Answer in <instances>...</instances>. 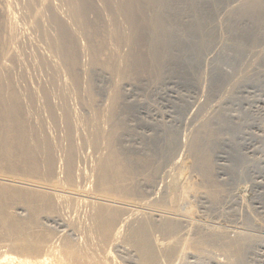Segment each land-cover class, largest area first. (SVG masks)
<instances>
[{
    "label": "bare ground",
    "instance_id": "1",
    "mask_svg": "<svg viewBox=\"0 0 264 264\" xmlns=\"http://www.w3.org/2000/svg\"><path fill=\"white\" fill-rule=\"evenodd\" d=\"M50 1L51 0H27L24 8L26 7L25 9H27L28 12L25 11L24 13L27 12V14H30L31 16L29 17L26 14L28 19L31 17L32 22H30L39 27L42 24V17H44V21L48 18L45 19L46 15L43 16V14L46 13L44 12H50V17L48 19H50L55 27V29H53L55 33L53 34L51 32L52 34L50 35L52 37L49 36L51 38L47 35L49 51H51L50 54L54 55L53 58L58 60V63L56 61V66L58 65L57 68H59V66L62 68L57 69L54 63L52 64L54 65V69H56L54 72L59 73L57 70H63L67 80L72 84V88L74 86L73 90L76 93L77 91L79 93L77 89L82 87V75L87 77V80L85 78L87 84L82 87L85 94V96H83L85 98L80 101L84 114L83 116L78 115L66 108L64 104L66 99H63L64 95H62L63 98L61 97L63 99L61 104L65 101L63 103L65 106L61 105L63 107L61 108L59 103L58 107H56V103L52 101L54 104L53 106L50 103L52 99H49L51 96L48 95L49 91H41L40 95L43 98L42 105H45L51 120L53 119L54 122L60 120L63 124L64 137L61 136V139L65 141V144H62L63 147L60 145L56 147L54 145L55 143L51 142L48 138L47 132H45L46 130L42 125L38 124V122L35 123V120L31 118V114L29 113L30 110H28L29 106L38 99L37 96L42 88L38 90L39 93H37V91L28 93L24 91L25 93H22L19 92L20 90L18 91L16 85L13 83L14 81L12 79L14 76H11L15 72L13 71V67L19 62V55L21 54L18 52L19 37L16 25L17 15L13 16L12 14V0H0V248H6L8 252L15 255V257L8 259L6 264H114L115 262L117 263V261H115L117 258L115 259L114 254L119 248H123V246H127L132 250V255L127 261L128 264H173L175 260H178V262L181 261L180 263H182L188 259L187 253L192 254V252H194L193 254L195 255V253L200 251V246L202 247V244L206 246L208 244H205L206 242L204 243V241L202 243V239H197L200 237L199 233L197 238L194 237V234H197L194 233L196 230L192 232L193 240H189L191 239L189 237L192 235H188V239H185V237L182 238L183 235H179L181 227L187 226L182 225L184 221H182V218H180L177 213L187 216L191 210L190 205H188L190 203H187L184 205L183 209H180L177 202L181 200L184 195L185 199L186 196L188 199V195H190L188 193L192 191L187 189L186 193V190H182L183 188H181L182 186L180 185L181 181L184 179L180 181V179L176 180L171 177L173 180L161 186L162 189L160 190L163 195L160 202L162 208L159 207L158 202L160 198H153V195L156 194L153 189H155L157 176L159 175L158 165L154 164L148 152L147 154L144 153L146 155L130 156V154H125L120 146L123 143L122 141H124L123 139H125L123 133L125 131L124 125L126 124V119H128L126 117L129 114L131 115L130 111L128 113L129 107L131 106L128 107L124 101L126 92H129L133 87L143 86L146 83H153L152 86H154L164 82L165 77L168 76H165L167 72H165V70L166 68L168 69L166 62L169 59L170 53L168 49L171 48L168 46L171 32L174 29L178 30L180 27H197L199 30H195L200 33V37V35L204 33H201V28L205 23H208V19L205 17V14H203L205 11L202 12L204 6H202V10L197 6L199 5V0H183L185 2L182 3L183 5L175 4V0H99L102 6L99 9L94 5L93 0H66L65 3L60 2L65 4V6L66 3L68 5L66 10L69 11L66 12L70 13L67 14V17L65 16L66 21L68 20V15H70L72 19L69 21L74 23V25L76 24L81 32V34L78 31L77 33L85 37L86 42L84 43L88 45V51H86L87 53H83V50L81 51L80 48H85V50L87 48L84 44L81 47L79 46V38L77 39L78 34L75 33V30H71L75 28V26L69 28V25L73 26V24H67L68 26L65 25V19L63 18L64 21L61 20V13L59 15L58 11L53 9L54 5ZM263 1L264 0H245V2L243 1V8L241 6L236 9H241L240 12L244 13L242 15L247 14L249 18H260V15L264 13V7L262 8L261 5ZM203 3L205 4L204 1ZM97 5L100 6L99 4ZM233 10V13L238 11ZM185 11L188 12V22L183 20L186 13ZM88 13H93L95 19H89V16H87ZM237 14L238 12L235 13L236 17ZM49 22L46 24H49ZM32 24L30 25L32 26ZM43 24L45 23L43 22ZM48 26L46 25L45 28ZM28 30L29 29H27V31ZM206 31L207 30H205V32ZM43 32L45 31L43 30ZM46 33L50 32L46 31L44 34ZM176 33L173 31V34ZM44 37L46 38V35ZM200 40L202 41V39ZM46 43L45 45L47 46ZM80 52L87 55L89 53L90 62L88 66H84L86 68H83V64L81 65ZM47 59L49 58L47 57ZM52 62H54L53 59ZM45 63L43 64L44 66ZM94 71L105 73L107 75L106 77H110V79L106 78L110 82H108L109 86H107V92H105L106 90L103 91L105 92L104 94H106V102L103 101L106 104L104 105L103 103L99 104V100H102H98L97 98V91L99 93V89L102 91V88L99 87L98 89L95 87L97 84L94 85L92 77L95 73ZM16 75L17 74H15V77H17ZM58 75L60 76V74ZM18 76H20L19 73ZM20 78L22 79V77ZM57 78H59L58 80L61 79L60 77H56V79ZM247 80L248 79H246V81ZM69 82L66 83L69 84ZM66 83L64 84L67 85ZM57 86H60V83ZM148 87L150 88V86ZM48 88L50 89V86ZM96 89L98 90L96 91ZM82 90H80V92ZM34 92H36L37 96ZM39 104L41 103L39 102ZM39 104L36 102V105L43 107ZM102 105L104 107L100 108ZM45 107H43V109ZM55 108H59L61 111V113L57 114L58 116L55 113ZM35 109L37 108L33 110ZM149 115L150 114H148V116ZM124 118H126L125 122ZM45 121L47 122V120ZM161 127L162 125H160L159 129ZM168 127H170V125H168ZM162 128H164V126ZM206 134H208L207 139L211 138L209 135H213L205 123L189 133L185 142L186 149L184 148L186 154L182 161L180 160L181 162L177 164L179 167L176 166L178 168L181 167L188 173L189 171L195 172L197 175V186L195 187H197L198 190L201 188L202 191H205L206 195L208 194L209 197L212 196L210 198H213L216 197L217 187H215L216 184L213 181L214 176L212 177V153L210 155V151H208V153L204 151L206 139H204V141L203 136ZM153 135L155 134L153 133ZM160 136L161 133L159 137ZM77 138H79L80 141L82 138V143L84 141L85 145L87 144L90 146L92 151L94 149V152L96 151L98 154L97 156L95 153L97 157L95 156V163H93L94 165L91 168L92 175L90 176H92L91 181L93 182L91 183L92 187H90V190L84 188L82 185L83 182H80V179L88 182L89 178L87 177L88 179L86 181V177L83 176L85 174L80 175V167L78 166L79 168H77L76 166L78 150L74 140ZM57 149L60 153L62 152V156H58L60 158L62 157L60 160L61 163L58 161L60 166H58L57 162L58 157L55 156V153L58 152ZM147 149L149 150V148ZM176 166H174L175 169H178ZM169 172H167V174ZM180 177L178 176V178ZM185 183L187 184V182ZM187 185L190 186L189 184ZM87 186L88 184L86 187ZM179 186L180 191L177 189ZM159 195L161 196V193ZM140 196L144 197L143 199L146 200L142 203L140 201H143V199L132 200ZM183 204L182 202V205ZM60 208L70 209L76 212L77 210L83 209L84 212L82 213H84V215L82 216L83 218H81L83 222L77 221V223L73 222V220H65L62 214L63 209L61 210ZM59 209L62 212H60L62 217L60 213H58ZM75 215L77 216L76 213ZM76 216L74 218H76ZM195 225L196 223H194L193 226ZM200 225L201 224H199V226ZM213 230L212 233L214 232ZM225 231H227V229ZM243 233L244 232L233 233V235H229L228 238L224 235L226 244L224 243L225 245L223 246L228 245V247L232 246V248L237 245L239 246L243 241L245 242V237L246 239L248 238L246 235L248 232H245V234ZM215 234L213 233V235ZM202 235L206 237L204 232ZM202 235L201 237H203ZM209 235L211 236L210 233ZM214 238V241L218 239L216 237ZM207 242L209 241L207 240ZM220 242H222V240ZM205 247H202L203 250ZM223 248L225 249V247ZM228 249L231 250V248ZM205 251L206 250H204V252ZM232 251H235V249H232ZM237 252L239 251L237 250ZM200 253L198 254L200 255ZM228 254L229 253H227V255ZM126 256L125 260H127ZM0 258H2V256ZM3 259L5 260L6 257ZM3 261L0 260V264H4ZM121 261L124 262L123 259Z\"/></svg>",
    "mask_w": 264,
    "mask_h": 264
},
{
    "label": "rangeland",
    "instance_id": "2",
    "mask_svg": "<svg viewBox=\"0 0 264 264\" xmlns=\"http://www.w3.org/2000/svg\"><path fill=\"white\" fill-rule=\"evenodd\" d=\"M16 1L12 0L11 11L13 10L12 11L13 16L17 15L16 16L17 18L16 17L15 18L17 25V34L19 37L18 52H20L21 54L19 53L20 54L19 62L13 67L14 68L13 71L15 72L11 75L14 76L12 80L14 81L13 83L16 85L18 91L20 90L19 92L22 93L24 91L27 93L32 91H37V93H39L38 90L42 88L38 96L36 92H34L38 99L35 100L32 105L29 106L28 109L30 110L29 113L31 114V118L35 120V123L38 122V124L42 125V127L46 130L45 132H47V136L50 139V141L55 143L54 145L56 147L59 145L63 147L62 144L63 143L65 144V141H63L64 139L63 140L61 139L62 137H64L63 124L60 120H57L56 122H54L53 119L51 120L50 115H48L49 113H47L48 111L45 105L44 106L42 105L43 98L40 95L41 91L42 92L49 91L48 95L52 96V98L51 96L49 97L50 100L52 99L50 103L53 106H54L53 103H56L57 106L56 105L55 106L58 107L60 103L59 106L61 108H63L62 106L66 105V108H68L69 110L73 111L78 115L83 116L84 110L82 108V104H80L81 103L80 101H82L85 98L84 97L85 94L82 90V87H84V85L87 84L86 81L87 77L85 75H82L81 77L82 87L80 89H77L79 90V93L78 91L76 93L73 90L74 86L72 88V84L69 82V80H67V77L65 76L63 70L62 71L57 70V72L59 73L54 72L56 71V69H54V65L52 64L55 63L56 66V61L58 63V60L54 59L53 58L54 55L50 54L51 51H49L50 49L48 44L49 43L48 37L51 36L50 34L55 33V30H53L55 29V27L51 23L50 19H48L50 17V12L49 11L44 12L46 13L43 14V16L46 15L45 19L47 17L48 18L47 20L44 21V17H42V22H41L42 24L38 27L31 23L32 22L31 17L30 19H28V17L31 15L27 14L28 11L27 9H25L26 7L24 8V6H26L27 0H16ZM65 1L66 0H61V1L51 0L50 2L53 3L54 5L53 9L58 11L59 15L61 13L60 15L61 20L64 21L65 19L64 22L65 25L73 24V26L69 25V28L70 27L73 28L75 26V28L71 30H75L76 32L75 31L74 32L78 34L77 31L78 32L80 31L76 26V24L74 25V23L69 21L72 19L70 15H68V20L66 21L67 14H69L70 12L68 13L66 12L69 11L66 10L67 9L66 7L68 6L67 3L66 6L65 4H62L65 3ZM203 1L205 2V4L203 3ZM243 1L245 2V0H199V5L201 7L199 5L197 6L201 8V10H202V6H204L202 12L205 11L203 14H205V17L208 19L207 20L208 23H205V25H203V27L201 28L202 31L200 30L201 33L204 32L205 34L202 33V35H200L199 37L200 33L196 31L198 29L197 27H180L181 29L178 28V30L176 29L177 31L174 29L173 31L177 33L173 34L172 31L168 40V46L171 47L170 49H168L170 51V53L168 51L170 60L168 59V61L166 62V64L168 65L167 66L168 69L166 68L165 70V72L167 71L165 76L166 75L168 76H166L167 78L165 77L164 82H162L161 84L154 85L155 87L152 86L153 83L150 84L146 83L143 86L133 87L129 92H126V98L124 101L128 107L131 106L129 107V110L127 109L128 113L130 111L131 115L129 114L130 116L128 115L126 117L129 120L124 118V122L126 119L127 125L124 123L125 131L123 135L125 139H123L124 137L122 138L124 141H122L123 143L120 146L121 149H123V152L125 154L127 155L130 154V156L146 155L148 152V155H151L154 164L158 165L159 175L157 176L155 189H153L155 191L154 193L156 194H154L153 195L154 197L153 196L152 197L154 199L160 198L158 202L159 204L158 206L161 208L162 206L160 200H162L161 197L163 195L160 190L162 189L161 186H163L164 183L166 185V183H169L168 181H171L174 178L176 180L180 179V181L184 179L183 181H181V185H180L182 186L181 188H183L182 190L183 191L186 190L187 193V189H190V191L192 192L188 193L190 195L185 193L186 195H188V199L186 196V199L188 201L185 199L184 197L185 195H184L182 199L177 202V205L179 204L178 207L180 209H183L184 205L190 203L188 205H190L191 211H189L187 216L185 214L183 215L177 213V215H179V217L182 218V221H184L182 225L187 226V227H181L180 229L181 234L179 233V235H183L182 238L185 237V239H188L187 237L188 235L189 236L192 235L191 237H189L191 238L189 240H193L192 232H194L195 230L197 231L194 232L197 233L194 234V237L196 238L198 237L197 236L198 233L200 237L203 232L206 235V237L202 235L203 237L197 238L198 240L202 239L201 241L202 243L203 241L204 243L206 242L205 244L208 243L207 246L202 244V247L206 246L204 249L206 250L205 252L203 248L200 246V251L195 253V255L193 254L194 252H192V254L187 253V258H188L187 260L183 261L182 263H180L181 261L178 262V260H175L173 261V264L174 263L175 264L177 263L178 264L179 263L180 264H187V263L188 264H238V263L264 264V13L260 15L261 19L260 18L252 19L251 17L249 18L248 17L249 15L247 14L242 15L244 13L240 12L241 9H236V8L237 7L240 8L241 6L243 8L244 5ZM93 2L97 8L100 9V7H102L101 3H99L100 2L99 0H93ZM183 2H184L183 0H175V4L180 5ZM97 4H99L100 6H98ZM208 5L211 6L209 7ZM261 5L263 8L264 1ZM232 10L233 11L238 10L237 17L235 15V13L237 12L233 13ZM25 11L27 12L24 13ZM26 14L28 15V17ZM87 16H89L88 18L91 20L95 19L93 13L90 14L88 13ZM183 20L187 22L189 21L188 12L185 13ZM47 21L49 22V24H46L48 23ZM43 22L45 24H43ZM30 24H32V26ZM43 25L45 26L49 25V26L45 28V26ZM27 29L29 30L27 31ZM42 29L45 32L48 31L50 33L44 34L45 32H43ZM205 30L207 31L205 32ZM80 34L77 35L78 36L77 39L79 38L78 39L79 40L78 43L80 44L79 46L81 47L84 44L85 47L87 48L85 50V48L81 47L80 50L81 51L83 50L82 51L83 53H87L86 51H88V45L84 43L86 42L85 37L83 35L81 36ZM45 35L46 38L44 37ZM200 39H202V41ZM45 43L47 44L48 48L45 45ZM82 52H80L81 54L80 62L81 65L83 64L82 65L83 68H86L84 66L89 65L90 56L89 53L87 55V54H82ZM47 57L49 59H47ZM41 59L44 61H42ZM52 59L54 62H52ZM44 63L45 66L43 65ZM59 68H61V66H59ZM94 72H95L94 74L96 75V77L94 74L92 75L94 80V85L97 84L95 87L98 89L99 87L102 88V91H100L101 89H99L100 94L97 91L98 89H96L97 98L98 100L99 99L102 100V101L99 100V104L103 103L104 105L106 104L105 103L106 94L104 93L107 92L108 89L107 86H109L110 82L109 80L106 79L108 77H106L107 75L105 73L103 74L100 73L99 71L97 72L94 71ZM18 73L20 76H18ZM15 74H17L16 75L17 77H15ZM56 74L57 75L60 74V76L59 75L57 76ZM20 77H22V79ZM56 77H60L61 79L58 80L59 78L56 79ZM108 79H110V77ZM246 79L248 80L246 81ZM55 80H58L59 82ZM63 80L66 81L67 83L69 82V84H67ZM59 83L60 86H57L59 85ZM64 83H66L67 85H65ZM64 85L67 87H65ZM147 85L150 86V88L151 87L152 88L150 89ZM49 86L50 89L48 88ZM144 87L147 88L145 89ZM80 90L82 91L80 92ZM62 95H64L63 96L64 98L62 97ZM39 97L41 98L42 101L40 100ZM61 97L64 100L66 99L67 103L63 101V103L65 102L64 103L65 105H63V103L61 104L63 100ZM36 102L38 104L40 102L41 104L39 105H42L45 108L43 109V107L41 106L39 107L38 105H36ZM103 105L100 108H103L104 107ZM34 108L37 109L33 110ZM59 108L58 109L55 108L56 115L61 113L60 111L61 108L60 109ZM148 114L150 115L148 116ZM44 119L47 120V122ZM204 123L207 124V127L213 134V135H209L211 136L210 139H207L208 134L203 136V140L206 139V143H205L206 146L204 147V151H206L207 153L208 151H210L209 153L210 155L212 153L211 155L212 166H213L212 177L214 176L213 181L216 184L215 187H217L216 197L213 198H210L212 196L209 197L208 194L206 195L205 191L204 190L202 191L201 188L198 190V188L195 187L197 186L196 185L197 175L195 172L189 171L190 173L189 174L188 172H185V170H183L181 167L178 168L179 166L177 165L182 161V159L186 154L185 153L186 151H184L186 149L185 146L186 137L189 135V133L193 132L194 129H196L198 126ZM160 125H162V127L164 126V128L162 127L160 128L163 132L159 129ZM168 125H170V127H168ZM126 126L129 127V130L128 127ZM159 132L161 133L160 137H159L160 135ZM153 133L155 135H153ZM153 138L156 140H154ZM77 139L74 140V143H76V148L78 150L77 151L78 159H76L77 160L76 166L77 168L80 167V170L82 169L81 170L82 172L79 170V173L80 175L82 174L86 175V176L83 175L84 177H86L85 179L86 181L89 178L88 182H85L82 179H80V182L82 181L84 183L83 184L81 182L84 188L90 190V187H92L91 183L93 182L91 181L92 176H90L92 175L91 168L93 167L94 165L93 163H95V159L98 156V154L96 153V151L94 152V149L92 151V148L90 146H88L87 144L85 145L84 141L82 143V138L81 141L79 138ZM211 139L213 142L211 141ZM147 148H149V150ZM57 151H56L57 153H55V156L57 157L62 156V152L60 153L58 149ZM95 153L97 154V156L95 155ZM150 153H152L153 156ZM59 158L60 157H58V159ZM61 158L59 160L56 158L57 162L59 161L61 163L60 161ZM159 158H160V162H159ZM59 162H58V166H60ZM174 166H176V168L178 169H175ZM167 172L169 173L167 174ZM178 176L181 177L178 178ZM185 182H187V184H189L190 186H188ZM87 184H88L87 186L88 188L86 187ZM180 186L177 188L179 191H180L179 189ZM160 193L161 196L159 195ZM143 198L144 197L140 196L132 200H142ZM144 200L146 199H143V201L140 202L142 203L144 202ZM180 201H182L184 204L182 205V202ZM60 209L62 210L63 208ZM60 209L58 210L59 211L58 213L61 212ZM63 210H62L63 213L62 212L61 213L63 214L65 220L68 219L71 221L73 220V222H77V221L83 222L82 221L83 219H81L83 218L82 216L84 215V213H82L84 212L83 209L77 210V212L70 209H63ZM61 213L60 216L62 217ZM75 213L77 214V216L75 215ZM75 216L76 218H74ZM185 220H187L188 222ZM190 221L191 224L194 225V223H196L197 226L191 225ZM199 224L201 225L199 226ZM226 229L227 231H225ZM212 230L214 231L213 233L214 234L216 233L217 235L216 234L213 235ZM241 230L242 232H244L243 234H245V232L246 233L248 232L246 234L248 236L247 238L248 241L245 237V242L243 241L244 243L242 242V244L239 245L240 247L238 245L236 247L233 246L234 248H232V246L228 247V245L223 246L226 244L224 240L225 236L228 238V236L229 235L232 236L233 233H238V232L242 233ZM209 233L211 234V236L209 235ZM214 237L218 239L214 241L215 240ZM206 239L209 242H207ZM221 240L222 242H220ZM223 247H225L226 251ZM227 247L231 248V250H229ZM238 247L240 248V250ZM232 249H235V251H232ZM3 250L5 253L3 252ZM130 250L131 249L127 246H123V248H119L118 251L115 253L118 255L114 254L115 259L117 258L115 261H117L118 264L119 263L128 264L127 263V261L129 260L128 258L132 255V250L131 252ZM237 250L239 252H237ZM123 252L125 253V255ZM226 252L229 254L227 255ZM0 253L2 256V258H0L1 261H3L4 260L3 258L6 257V259L3 261L4 264H6L7 263L6 261H8V259H10L11 257H15V255L12 254L11 252H8L6 248H2V249L0 248ZM198 253H200V255ZM125 256L127 260H125ZM120 259L121 260L123 259V261L124 260L125 261L122 262ZM117 263L115 262L114 264Z\"/></svg>",
    "mask_w": 264,
    "mask_h": 264
}]
</instances>
